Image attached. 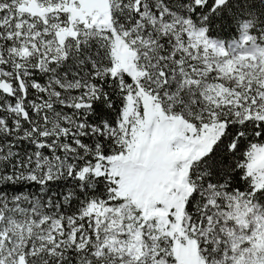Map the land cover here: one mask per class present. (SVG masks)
<instances>
[{
    "label": "snow or ice",
    "instance_id": "snow-or-ice-1",
    "mask_svg": "<svg viewBox=\"0 0 264 264\" xmlns=\"http://www.w3.org/2000/svg\"><path fill=\"white\" fill-rule=\"evenodd\" d=\"M0 264H264V0H0Z\"/></svg>",
    "mask_w": 264,
    "mask_h": 264
}]
</instances>
